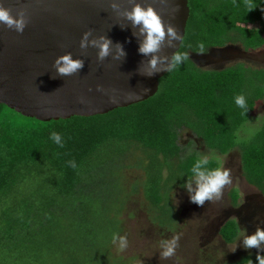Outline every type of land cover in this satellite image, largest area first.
I'll return each instance as SVG.
<instances>
[{
	"label": "trees",
	"instance_id": "trees-1",
	"mask_svg": "<svg viewBox=\"0 0 264 264\" xmlns=\"http://www.w3.org/2000/svg\"><path fill=\"white\" fill-rule=\"evenodd\" d=\"M253 6L249 11L244 0H189L179 51L190 59L165 74L158 92L144 101L46 122L0 103V264H7L5 257L13 264H47L73 254L74 264L112 261V236L123 232L120 216L129 199L126 169L143 170L134 193L142 190L155 215L175 214L169 191L186 182L201 156L183 153L184 129L221 154L238 148L246 181L264 194V123L256 138L235 147L239 127L264 104V68L241 61L204 69L192 56L230 44L245 51L264 47V0H253ZM239 94L247 98L246 115L234 103ZM52 131L62 135L63 148L49 138ZM139 150L143 156L137 157ZM133 157L139 163L126 164ZM209 161V167L221 166L213 157ZM231 195L238 204V189ZM155 215V222L168 226ZM238 228L237 220H227L220 228L223 241L233 243ZM256 255L225 264H257Z\"/></svg>",
	"mask_w": 264,
	"mask_h": 264
},
{
	"label": "water",
	"instance_id": "water-1",
	"mask_svg": "<svg viewBox=\"0 0 264 264\" xmlns=\"http://www.w3.org/2000/svg\"><path fill=\"white\" fill-rule=\"evenodd\" d=\"M0 2L14 15L21 8L28 13L29 22L23 33L0 24V103L25 116L46 122L75 115L104 114L152 97L159 90L160 79L167 74L146 78L138 73L141 61L147 60L138 53V40L133 36L138 29L134 30L112 11V0ZM119 2L123 8L132 6L130 0ZM137 2L151 4L165 22L178 27L184 39L190 17L189 0ZM126 25V29L122 28ZM89 30L97 37L107 35L114 50L117 43L123 44L126 57L118 61L109 56L100 62L98 49L82 50L80 41ZM182 42L180 45L178 42V50ZM164 51L171 55L173 49ZM69 52L74 59L85 60L84 68L72 76L56 77L55 60ZM97 86H103L107 94L97 91ZM144 88L150 91L145 93Z\"/></svg>",
	"mask_w": 264,
	"mask_h": 264
},
{
	"label": "rangeland",
	"instance_id": "rangeland-1",
	"mask_svg": "<svg viewBox=\"0 0 264 264\" xmlns=\"http://www.w3.org/2000/svg\"><path fill=\"white\" fill-rule=\"evenodd\" d=\"M252 24L251 26H258ZM195 62L204 69L219 70L237 62H245L253 67L264 68V47L253 51H245L241 45L230 44L223 48H211L204 54H192ZM264 123V106H259L257 113L248 122L237 130V141L242 144L256 138L257 130ZM180 145L184 154L197 152L201 156L215 158L226 169L230 170L232 182L227 185L219 200L199 207L190 202L187 191L180 185L169 191L171 205L176 214H162L151 211L149 202L144 198L142 190L134 193L137 185L135 181L143 180V170L139 167H130L125 170L128 183V201L120 218L123 221V232L127 235L129 246L120 251L117 245L111 243L113 258L110 262L91 264H225L240 259L243 255L257 254L256 249L246 250L239 243L238 238L233 243H226L220 236L221 226L229 219L238 221L240 228L246 227L248 234L256 231L259 215L264 217V194L248 184L245 179L241 152L238 148L229 153L221 154L217 150L209 149L191 131L184 129L180 134ZM136 149V148H134ZM136 153V152H134ZM136 156H143L139 150ZM133 157L126 164L137 165L139 159ZM119 171L121 170L118 168ZM238 189L242 203L237 206L233 202L232 191ZM173 213V212H172ZM156 216L159 222L168 226H161L154 221ZM176 221V222H175ZM170 226V227H169ZM173 226V227H171ZM179 237V247L176 255L170 259L160 256V242L164 239ZM1 248V247H0ZM51 255V254H50ZM81 257V255H78ZM4 259L0 253V262ZM7 264H13L5 257ZM75 256L59 255L57 261L61 264H74ZM56 259L50 258L47 264H58ZM76 264H85L80 260Z\"/></svg>",
	"mask_w": 264,
	"mask_h": 264
},
{
	"label": "clouds",
	"instance_id": "clouds-1",
	"mask_svg": "<svg viewBox=\"0 0 264 264\" xmlns=\"http://www.w3.org/2000/svg\"><path fill=\"white\" fill-rule=\"evenodd\" d=\"M175 2V0H169ZM131 8H123L119 0H112L110 7L113 12L122 16L129 22L131 27L138 31H133V36L138 40V53L147 58L146 63L141 61L138 73L146 78H153L161 73H171L184 65L190 56L188 52H180L177 44L182 42L183 34L178 27L171 22H165L159 12L151 5L130 0ZM245 7L251 11L257 7L253 6V0H244ZM179 10L178 8L176 9ZM28 13L24 8L19 9L16 14L5 7L0 2V24L18 33H23L28 25ZM122 28H127L123 26ZM98 49L97 59L103 62L109 56L115 60H121L127 53L123 44L117 43L113 49V41L107 35L94 36L91 30L84 33L80 48L86 52L89 48ZM200 51H204V45L201 44ZM173 49L171 55L165 54V49ZM115 51V55L113 52ZM85 66V60L82 58H73L71 52L59 56L54 62L56 77L72 76L80 72ZM97 91L105 92L103 86H97ZM143 92L150 89L144 88ZM107 94V93H106ZM112 99V97H110ZM83 103V100H81ZM235 105L240 108L243 114L248 112L247 98L244 94L234 97ZM49 138L59 147H64V140L60 133L52 131ZM69 167L75 169L77 164L75 160L67 162ZM210 161L207 155L198 157L190 168L187 180L181 185L187 191L190 202L199 207H203L206 202L212 203L221 198L224 188L231 184L232 179L230 170L222 165L212 168L209 167ZM256 231L249 235L246 227L237 229V238L241 246L246 249H256L257 264H264V217L257 216ZM113 245H117L120 251L128 248L129 240L127 235L114 233L112 236ZM179 247V237L173 236L171 239H164L160 242V256L163 259H170L176 255Z\"/></svg>",
	"mask_w": 264,
	"mask_h": 264
},
{
	"label": "flooded vegetation",
	"instance_id": "flooded-vegetation-1",
	"mask_svg": "<svg viewBox=\"0 0 264 264\" xmlns=\"http://www.w3.org/2000/svg\"><path fill=\"white\" fill-rule=\"evenodd\" d=\"M257 24V23H256ZM261 106H264V104H261ZM250 185V184H249ZM252 186V185H251ZM262 193V192H261ZM263 194V193H262ZM242 203V201H239L238 204H236L237 206H239Z\"/></svg>",
	"mask_w": 264,
	"mask_h": 264
}]
</instances>
